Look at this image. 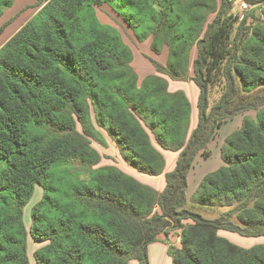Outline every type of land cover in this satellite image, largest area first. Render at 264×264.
<instances>
[{"label": "trees", "instance_id": "1", "mask_svg": "<svg viewBox=\"0 0 264 264\" xmlns=\"http://www.w3.org/2000/svg\"><path fill=\"white\" fill-rule=\"evenodd\" d=\"M12 2L0 0V17ZM36 4L43 5L0 47V264H31L28 235L43 243L33 252L36 264H149L148 245L174 229L180 245H170L173 264H264V243L244 248L218 234L264 236V20L246 38L239 37L241 22L231 40L236 19L229 0ZM105 5L138 41L151 37L153 53L168 47L164 64L151 59L156 73L138 81L131 49L116 26L98 17ZM216 69L225 90L210 108L208 81ZM162 74L199 88L191 132L190 102L182 90L169 91ZM238 114H244L240 128L220 149L223 164L188 198L196 156L208 157L217 130ZM100 130L141 173L164 172L152 136L177 152L163 189L117 165H99L92 140L104 144ZM36 186L42 197L28 229L24 209ZM189 201L230 209L208 219L189 209Z\"/></svg>", "mask_w": 264, "mask_h": 264}, {"label": "rangeland", "instance_id": "2", "mask_svg": "<svg viewBox=\"0 0 264 264\" xmlns=\"http://www.w3.org/2000/svg\"><path fill=\"white\" fill-rule=\"evenodd\" d=\"M33 1L34 0H13L11 6L7 7L4 10L3 14L0 17V27H3V31L0 34V47L3 45L6 39L9 38L10 34L14 31V29L17 28L28 17V14H30L31 12V10L28 8L31 6H26V5L32 3ZM263 12H264V2L259 3L258 6L254 8L249 7L247 10L243 12V17H239L235 13V11L231 9V15L233 18L236 19V23L234 24L231 40L237 35V32L239 30V24L241 22H244V25L242 26V30L239 34V37L246 38V35L248 36L252 28L256 26L258 22L257 20L258 19L264 20V17L262 15ZM97 14L102 23L111 24L117 27V30L122 36L123 41L131 49L133 58L135 57L134 61H135V65L138 71L139 69H141L140 71L142 70L148 71L150 68H153V67L155 70V66L152 64L151 59L158 60V61L161 60V62L163 60V63L166 62L168 51H169L167 46L163 47L161 54L157 55L153 53V51L151 50V41H150V44L148 43V41L146 42V40L138 41L135 38L133 31L129 29L128 27H126L123 21L120 20L118 16L107 5L102 6L99 9H97ZM115 22H118V23L121 22L122 25L117 26ZM196 55H197V48L193 47L191 50V54H190L191 71H192V63ZM225 62H226V59L223 61V64ZM131 64L136 71V68L133 65V61ZM162 76L165 77L167 80H169V77L166 76L165 74H162ZM234 76H236V81H238L239 78L237 75H235V73H234ZM138 81L141 82L142 78L140 79L138 77ZM245 114H247L248 116L254 117L255 111L249 110L245 112ZM100 133H101V136L103 134L102 138H104V141H105L104 144L98 143L92 140L93 147H95L102 156V160L99 165L114 164V162H116V164H118L120 167L124 169H128L133 174H136L137 179L139 181H143V179L148 178L150 182L155 181L154 185H157L156 183L158 182V179H159L158 176H151L145 173H141L137 169L129 165L124 159V155H126V153H124L123 151H120L115 140L111 138L113 139L112 141L106 138L105 136L107 135V133L104 131L100 130ZM152 141L157 146L153 136H152ZM169 154L172 155L174 154V152H168V154L166 155L167 159L170 158ZM212 162L213 161H211V163ZM207 164L209 165L210 163H207ZM220 164H221V161L218 157V162L214 164L215 166L213 168L214 169L217 168ZM41 197H42V189L40 186H36L31 200L27 203L24 209V223L28 229L31 224V216H30L31 209L34 206V204H36L41 199ZM187 207L208 219H214V218L219 217L220 215L226 214L228 210L230 209L228 207H210V206L200 205V204H197L191 201H189ZM231 220L234 223H237V224L239 223V221L236 218V213L231 216ZM184 222L189 223L190 221L185 220ZM178 232L179 231L175 229L170 230L167 236L162 234L161 237L165 241L168 242L169 247L170 245L177 246L179 245L176 239L177 238L176 235H178ZM218 234L220 236L227 238L232 243H235L244 248H249L253 245L264 243V236L247 237V236H242L238 233L223 230V229L219 230ZM42 244L43 243H37L33 241L31 236L28 235V256H29L31 264H36L34 260L33 252L37 248H39ZM135 261L136 260H134V262Z\"/></svg>", "mask_w": 264, "mask_h": 264}, {"label": "crops", "instance_id": "3", "mask_svg": "<svg viewBox=\"0 0 264 264\" xmlns=\"http://www.w3.org/2000/svg\"><path fill=\"white\" fill-rule=\"evenodd\" d=\"M38 1L39 0H34L32 3L26 5V6H31L28 8L31 10L30 14H28V17L17 28L14 29V31L10 34V36L8 35L9 38L21 26H23L44 4L43 3L39 6L36 4ZM258 4L259 3L250 4V6H251V8H254V7L258 6ZM9 38H7L6 41ZM147 41L150 44L151 38L146 39V42ZM134 60H135V57L133 58V65L135 66L136 73L138 74V77L140 79L141 78L143 79L144 77H146L149 74L156 73L154 70V67L150 68L148 71H145V70L140 71L141 69H139V71H138ZM158 62L164 64L163 60H162V62H161V60ZM168 89L171 92H174L177 90H182L186 94V96L190 102V106H191L190 125H189V132H191L195 128V126L197 124V120H198L197 101H198V96H199V88L191 80L173 81V80L169 79L168 80ZM224 90H225L224 76L220 70L216 69L212 72V74L209 78V81H208V101H209V107L210 108L215 106L219 102V99H220L222 93L224 92ZM243 115L244 114H238V115H236L230 119H227L223 122V124L217 130L214 138L209 142V144L207 146V150L209 151L208 157L202 156L201 152L198 153V155L196 156L194 163H193V165H192V167L188 173V187L186 190L188 198L192 196L193 192L195 191L196 187L201 182V180L205 176V174H207L208 172L216 170L217 168H219L223 164V161H222L221 156H220V149H221V146L223 144V141H224L226 136H228L230 133H232L233 131L240 128ZM105 137L108 138L109 140H112L111 137L108 135H106ZM156 147L161 151V153L164 157V161H165L164 172L160 175H156L160 179V180L158 179V182L156 183L157 185H154L155 181L150 182V180H148V178L143 179V181H140V182L147 184V185H150L153 188L160 191L164 187V173L171 171L174 168L178 153L174 152V151L162 149L158 145ZM168 152H174V154H172V155L169 154L170 158L167 159L166 155L168 154ZM218 157L221 161V164L217 168L214 169L213 167L215 166L214 164H216L218 162ZM211 161H213V162L211 163ZM207 163H210V164L208 165ZM114 164H116V162H114ZM116 165L120 169H122L124 172H126L127 174H129V175H131L137 179L136 174H133L128 169H124V168L120 167L118 164H116ZM161 235L159 236L158 241L150 243L148 245L149 264H173L172 258H171L170 253H169L170 247L168 245V242L165 241L161 237ZM176 236H177L176 239L178 241L177 243L180 245L179 237H178V235H176ZM179 245H177V246H179ZM130 264H138V262H136V261L134 262V260H131Z\"/></svg>", "mask_w": 264, "mask_h": 264}, {"label": "built area", "instance_id": "4", "mask_svg": "<svg viewBox=\"0 0 264 264\" xmlns=\"http://www.w3.org/2000/svg\"><path fill=\"white\" fill-rule=\"evenodd\" d=\"M232 3V10L235 11V13L239 17H243V12L247 10L250 6V4L246 0H229Z\"/></svg>", "mask_w": 264, "mask_h": 264}]
</instances>
